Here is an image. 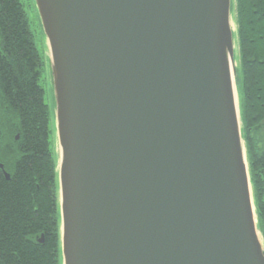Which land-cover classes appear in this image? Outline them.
<instances>
[{"label":"water","instance_id":"obj_1","mask_svg":"<svg viewBox=\"0 0 264 264\" xmlns=\"http://www.w3.org/2000/svg\"><path fill=\"white\" fill-rule=\"evenodd\" d=\"M33 1L62 264H264L232 0Z\"/></svg>","mask_w":264,"mask_h":264},{"label":"trees","instance_id":"obj_2","mask_svg":"<svg viewBox=\"0 0 264 264\" xmlns=\"http://www.w3.org/2000/svg\"><path fill=\"white\" fill-rule=\"evenodd\" d=\"M231 12L241 136L264 242V0H232ZM47 70L22 3L0 0V264H62Z\"/></svg>","mask_w":264,"mask_h":264},{"label":"rangeland","instance_id":"obj_3","mask_svg":"<svg viewBox=\"0 0 264 264\" xmlns=\"http://www.w3.org/2000/svg\"><path fill=\"white\" fill-rule=\"evenodd\" d=\"M23 7H24V10L26 12V15H27V18H28V21H29V25H30V29L34 35V42H35V45H36V48L38 49V51L43 55V57L46 56V48H45V44H44V41L42 40V37H41V28H40V25L38 23V16H37V12H36V8H35V4H34V1L33 0H19ZM233 17V15H232ZM235 25V24H234ZM235 53H236V57H237V44H236V40H235ZM236 66H237V62H235ZM45 101L47 103V105L49 106L51 112L54 111L53 109V101H52V96L50 93L46 92L45 94ZM54 137V142H55V145H54V150H57V145H56V139H55V136Z\"/></svg>","mask_w":264,"mask_h":264}]
</instances>
